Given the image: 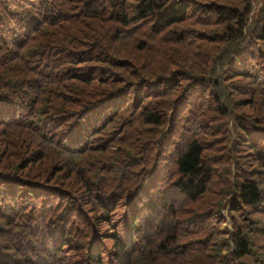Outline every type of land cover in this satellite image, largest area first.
<instances>
[{"label": "trees", "instance_id": "obj_1", "mask_svg": "<svg viewBox=\"0 0 264 264\" xmlns=\"http://www.w3.org/2000/svg\"><path fill=\"white\" fill-rule=\"evenodd\" d=\"M260 1L0 0V264H264Z\"/></svg>", "mask_w": 264, "mask_h": 264}, {"label": "rangeland", "instance_id": "obj_2", "mask_svg": "<svg viewBox=\"0 0 264 264\" xmlns=\"http://www.w3.org/2000/svg\"><path fill=\"white\" fill-rule=\"evenodd\" d=\"M251 6H252L253 10H256V9H258L261 6V1L260 0H251ZM230 131H231V122H230ZM233 178L235 179V177H233ZM234 185H235V183L233 185H229V186L225 187V190L229 191L230 194L231 193L233 194L232 190H233V186ZM230 198H233V195H231ZM230 208H231L230 200H229V197H228V198H226L225 201L222 202V205H221V212L224 215V221L221 223V227L223 229L227 228L228 230H226V229L225 230L228 231V232H229V230H231V224H230V221H229L230 218H229V214H228V211H229ZM255 209H257V204L254 205V206H252L250 204L249 205L245 204L242 207V210L245 213V216L246 215L249 216V214L251 212H253ZM142 228L144 229V231L146 233L148 232L147 231V229H148L147 226H142ZM224 239L231 245V241H230L229 236H228L227 233L225 234ZM224 254H226V251L224 252Z\"/></svg>", "mask_w": 264, "mask_h": 264}]
</instances>
